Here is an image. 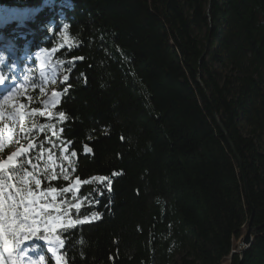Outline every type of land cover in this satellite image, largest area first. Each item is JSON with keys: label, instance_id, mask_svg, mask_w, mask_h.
<instances>
[{"label": "trees", "instance_id": "trees-1", "mask_svg": "<svg viewBox=\"0 0 264 264\" xmlns=\"http://www.w3.org/2000/svg\"><path fill=\"white\" fill-rule=\"evenodd\" d=\"M1 38L60 64V103L42 117L35 62L14 73L0 49L4 84L37 110L27 139L10 119L0 131L1 153L36 145L25 167L67 217L101 214L56 230L66 264H221L250 218L252 243L230 264H264V0H0ZM25 248L56 264L41 240Z\"/></svg>", "mask_w": 264, "mask_h": 264}, {"label": "snow or ice", "instance_id": "snow-or-ice-1", "mask_svg": "<svg viewBox=\"0 0 264 264\" xmlns=\"http://www.w3.org/2000/svg\"><path fill=\"white\" fill-rule=\"evenodd\" d=\"M4 79L5 77L0 75V83ZM64 80H68L67 75L64 76ZM65 92H67V89H65ZM20 95L21 88H17L15 85L11 87L8 95L3 96V100L0 101V121L10 119L15 122L19 118L20 131L24 134V138L27 139L28 133L32 129L24 127V121L29 115L35 116L37 110L33 109L31 113L25 112V105L16 103V98ZM59 95V93H53L51 100L53 106L60 103ZM8 107H11L12 111L5 116L3 109ZM39 115L44 116L45 113L39 112ZM66 119L65 113L61 111L59 120L65 121ZM42 130L43 127H41ZM53 134L55 135V133ZM10 140L11 135H9ZM4 147L3 133L0 131V152L3 151ZM35 147L34 143L29 142L26 147L21 145L17 151L12 152L6 160L0 158V264H44V257H40L38 261L33 260L31 257L26 258V252L34 249L25 248L21 250L22 245L33 240H41L48 246V251L55 258L56 264H66L65 253L61 251L64 248L65 241L56 233V229L63 228L67 230L83 223H91L101 219V214L99 213H93L92 216H85L83 219L73 220L66 218V212L63 216L60 215L63 211L61 205L44 202L48 197H51V200L55 202L59 193L55 188L44 190L41 179H38L34 172L26 169V163L30 164L33 169L37 168L36 164L31 163L32 158L30 155ZM84 151L88 153L91 152V149L85 146ZM71 155L75 157L77 153L72 151ZM25 157H27V160H25ZM64 158L68 159L67 156ZM51 159L52 157L49 156V160ZM44 171H48L47 167H45ZM60 174L63 175L65 181L69 179V175L63 168ZM117 175H120V173H113V176ZM56 178L57 174L55 171L48 177L49 180ZM92 179L101 184L107 181L106 187L111 192L113 181L110 178L98 176ZM33 183L36 190L32 188ZM81 183L77 179L74 181V187H65L63 192L68 193L73 190L78 192ZM83 183L87 184L91 183V181L85 180ZM76 207L79 209L80 205H76ZM53 212L57 214L52 215Z\"/></svg>", "mask_w": 264, "mask_h": 264}, {"label": "rangeland", "instance_id": "rangeland-1", "mask_svg": "<svg viewBox=\"0 0 264 264\" xmlns=\"http://www.w3.org/2000/svg\"><path fill=\"white\" fill-rule=\"evenodd\" d=\"M8 47H9V42H7V39L1 38L0 49L4 50L6 52V59H8L10 62H13L12 66H11L12 72H14V73L16 72L15 64H18V65H21L23 67V70L28 73V71H29L28 65L31 64L30 61L33 60L35 62V70H36L35 75L37 76V82L41 83L40 87H39L40 96H39V100L36 103L38 104L39 112L45 113V115L42 117H50L51 110L57 105L56 104L55 106H53V104L51 103L53 93H59L57 91V86H58V84L61 83V80L63 78L61 68H60V64L53 61L54 53L51 52L49 54H45L44 52L39 51V52L34 53V54L22 53L19 55V57H16L13 54L12 50H9ZM3 64H5L4 60L2 57H0V65H3ZM32 80H33V78H32ZM9 91H11V86H9V85L6 86L4 84V81L2 83H0V101L3 100L4 95L9 94ZM59 96H58V99H59ZM8 109H9V112L12 111L11 107H8ZM10 121L14 124L15 127H17L19 125V122H20L19 118H17L15 122H13L12 120H10ZM60 149H61L60 153L63 155L66 152L65 148L61 147ZM15 151H17V148L13 147L4 153L0 152V158H3L4 160H6L7 157L9 155H11L12 152H15ZM49 156L52 157L51 160H49ZM49 156H48V161L52 165V167H54L56 164L54 152L50 153ZM74 181H72L68 187H70V186L74 187ZM33 190H36V189H33ZM76 192L77 191L73 190L71 192H68V194L74 196L76 194ZM44 202L54 203L51 200V197L46 198ZM75 209H77L76 206H75ZM56 214H57L56 212L52 213V215H56ZM60 215L63 216L64 211H62L60 213ZM66 218H69V217H66ZM58 229H60V228H57L56 230H58ZM31 242H28L24 245H27ZM238 243H239V240L233 242V251L232 252H234V253L238 252V249H237ZM44 250L46 251V253L49 256L52 255L49 251H47L48 247H47V249L44 248ZM51 257L56 262L55 258L53 256H51ZM221 264H230L229 258L224 260Z\"/></svg>", "mask_w": 264, "mask_h": 264}, {"label": "water", "instance_id": "water-1", "mask_svg": "<svg viewBox=\"0 0 264 264\" xmlns=\"http://www.w3.org/2000/svg\"><path fill=\"white\" fill-rule=\"evenodd\" d=\"M214 118H215V120H217L216 115H214ZM250 225H251V218L249 220V223H248L246 232L239 239L238 248H243V250L242 251L235 252V253L234 252H231V255L229 257V260L231 259V257H232L233 254H239L240 257H242V253L244 251H246L250 247V245L252 243V238H251V234H250V230H251L250 229Z\"/></svg>", "mask_w": 264, "mask_h": 264}, {"label": "bare ground", "instance_id": "bare-ground-1", "mask_svg": "<svg viewBox=\"0 0 264 264\" xmlns=\"http://www.w3.org/2000/svg\"><path fill=\"white\" fill-rule=\"evenodd\" d=\"M237 249H238V251H242L243 250V248H238V247H237Z\"/></svg>", "mask_w": 264, "mask_h": 264}]
</instances>
